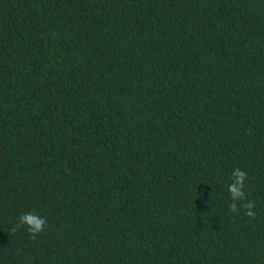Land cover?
<instances>
[{
	"label": "trees",
	"instance_id": "16d2710c",
	"mask_svg": "<svg viewBox=\"0 0 264 264\" xmlns=\"http://www.w3.org/2000/svg\"><path fill=\"white\" fill-rule=\"evenodd\" d=\"M0 264H264V0H0Z\"/></svg>",
	"mask_w": 264,
	"mask_h": 264
},
{
	"label": "clouds",
	"instance_id": "9594fccd",
	"mask_svg": "<svg viewBox=\"0 0 264 264\" xmlns=\"http://www.w3.org/2000/svg\"><path fill=\"white\" fill-rule=\"evenodd\" d=\"M233 183L229 185V192L231 194V197L233 200L239 198H244V193L242 192L243 188V181L245 180L247 173L240 169H234L233 173ZM231 209L233 211L236 210L235 204L230 205ZM245 208L250 209L252 205L246 204L244 205ZM247 215L250 217H254V213L252 211H248ZM19 223L16 227L25 226L28 230V232L35 237L36 234L42 232L44 230L45 225L47 224L46 219H44L42 216H38L34 212H27L23 213L18 217ZM15 231V229H13Z\"/></svg>",
	"mask_w": 264,
	"mask_h": 264
}]
</instances>
